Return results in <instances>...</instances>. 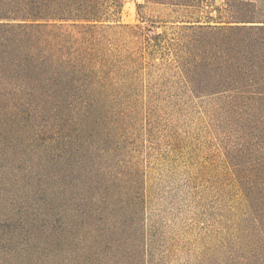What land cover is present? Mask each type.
I'll return each mask as SVG.
<instances>
[{
	"label": "trees",
	"instance_id": "obj_1",
	"mask_svg": "<svg viewBox=\"0 0 264 264\" xmlns=\"http://www.w3.org/2000/svg\"><path fill=\"white\" fill-rule=\"evenodd\" d=\"M144 1L185 15L159 33L121 0H0V264H165L126 144L153 103L203 110L232 169L231 236L195 264H264V0Z\"/></svg>",
	"mask_w": 264,
	"mask_h": 264
},
{
	"label": "rangeland",
	"instance_id": "obj_2",
	"mask_svg": "<svg viewBox=\"0 0 264 264\" xmlns=\"http://www.w3.org/2000/svg\"><path fill=\"white\" fill-rule=\"evenodd\" d=\"M121 1L120 24L138 25L150 19L159 33L171 27L165 21L185 15L144 0ZM225 1L206 0L205 5L225 9ZM205 115L201 109L153 103L146 120L139 116L141 125L148 124L147 131L143 128L140 135L127 139L130 157L145 181V235L165 264H195L204 247L218 243V233L231 236L228 230L221 231L226 225L222 216L230 219L229 211L239 197L225 152L207 129L210 119Z\"/></svg>",
	"mask_w": 264,
	"mask_h": 264
}]
</instances>
